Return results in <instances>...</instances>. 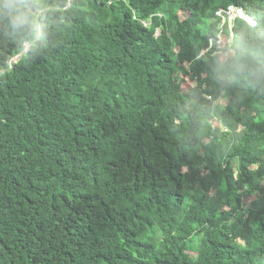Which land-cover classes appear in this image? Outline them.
I'll return each mask as SVG.
<instances>
[{
    "label": "trees",
    "instance_id": "16d2710c",
    "mask_svg": "<svg viewBox=\"0 0 264 264\" xmlns=\"http://www.w3.org/2000/svg\"><path fill=\"white\" fill-rule=\"evenodd\" d=\"M9 2L0 264H264V0Z\"/></svg>",
    "mask_w": 264,
    "mask_h": 264
},
{
    "label": "clouds",
    "instance_id": "9594fccd",
    "mask_svg": "<svg viewBox=\"0 0 264 264\" xmlns=\"http://www.w3.org/2000/svg\"><path fill=\"white\" fill-rule=\"evenodd\" d=\"M0 5H2L3 7H0V18H2L3 16L9 15L10 11H18V9H14V5L11 4L9 2V0H0ZM233 6L229 7V15L231 16H235V15H239L242 17H245L247 19H251L249 16L245 15L244 12L242 10H239L235 7L231 8ZM13 24L15 26V21H13Z\"/></svg>",
    "mask_w": 264,
    "mask_h": 264
},
{
    "label": "water",
    "instance_id": "95a60500",
    "mask_svg": "<svg viewBox=\"0 0 264 264\" xmlns=\"http://www.w3.org/2000/svg\"><path fill=\"white\" fill-rule=\"evenodd\" d=\"M20 56H21V54H18L16 57H14V58L12 59V61H14V59H18V58H20Z\"/></svg>",
    "mask_w": 264,
    "mask_h": 264
},
{
    "label": "rangeland",
    "instance_id": "374dc122",
    "mask_svg": "<svg viewBox=\"0 0 264 264\" xmlns=\"http://www.w3.org/2000/svg\"><path fill=\"white\" fill-rule=\"evenodd\" d=\"M231 8H233V7H231Z\"/></svg>",
    "mask_w": 264,
    "mask_h": 264
}]
</instances>
